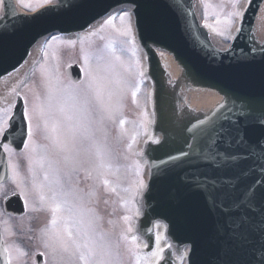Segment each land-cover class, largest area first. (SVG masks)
Segmentation results:
<instances>
[{"label":"water","instance_id":"obj_1","mask_svg":"<svg viewBox=\"0 0 264 264\" xmlns=\"http://www.w3.org/2000/svg\"><path fill=\"white\" fill-rule=\"evenodd\" d=\"M195 1L55 0L27 13L14 0H0V78L18 68L39 39L82 32L111 9L131 5L151 82L156 139L144 150L149 172L137 220L144 253L153 252L161 223L169 246L156 264H177L172 254L183 246L186 264H264V128L255 119L264 111V40L254 32L264 0L248 1L223 49L199 21ZM65 71L81 80L77 65ZM192 91L220 96L198 108L201 97L194 101ZM23 109L18 96L13 127L0 138V183L9 177L3 145L19 151L27 137ZM240 132L244 142H238ZM3 205L14 215L24 212L18 194ZM35 259L41 263L40 255ZM0 264H7L1 235Z\"/></svg>","mask_w":264,"mask_h":264},{"label":"rangeland","instance_id":"obj_2","mask_svg":"<svg viewBox=\"0 0 264 264\" xmlns=\"http://www.w3.org/2000/svg\"><path fill=\"white\" fill-rule=\"evenodd\" d=\"M54 1L15 0L18 10L23 12L35 11ZM248 1L198 0L196 13L217 41L227 43L238 28L241 17L230 14H242ZM124 13L127 15H123ZM109 20V23L102 22L101 26L79 34L48 36L37 61L19 87L11 91L6 98H0V110H8L11 115L17 95L22 97L25 107L31 109L37 95L41 99L45 96L46 83L57 85L59 81L57 86L73 84L65 73V67L69 64H77L80 67V81H83L85 55H89V63L92 65H95L98 56L112 61L116 72L126 81V85L115 89L117 95L112 98L115 105L118 98L122 97L119 100L122 106L116 112L114 121L105 119L102 124L92 125L93 137L105 153L104 163L110 167L98 168L95 149L90 147L89 152H82L73 162L65 164L60 161L54 164L53 167L59 171L56 174L50 173V180L60 181L61 190L67 193L68 206L72 208L76 218L83 219L97 244L111 253L113 264H148L139 253V247L144 248L146 244L134 230L137 229L140 214V209L136 206V201L137 205L140 202L136 187L140 184L142 174L138 157L142 155L146 143L155 139L150 126L146 132V125L153 121L151 82L141 74L146 69L145 56L142 48L134 42L136 35L130 8L123 12L115 10L105 21ZM115 57H119V60H115ZM133 91L136 92L135 102ZM95 119L98 120V117ZM121 119L125 121L122 126L119 123ZM33 123L35 124V121ZM33 139L40 145L49 143L38 130L34 131ZM6 153L9 158L10 178L7 185L2 187V194H20L26 210L19 218L6 216L0 211L8 264H36V253L43 255V264H53L51 251L45 247L42 232V229L50 227L51 212L33 210L39 209L41 205L39 195L33 190L32 175L29 172L31 146L29 149L23 146L20 153L8 148ZM52 159L59 158L53 156ZM10 162L15 168L10 166ZM35 170L39 181L43 182L44 173L38 168ZM145 175L146 171L144 178ZM104 180L108 181L107 186L103 183ZM63 215L67 216L68 212L65 211ZM157 236L159 243L155 258L160 257L164 248L169 246L160 223ZM132 237H135V240ZM185 256L183 252L176 255V259L181 263Z\"/></svg>","mask_w":264,"mask_h":264},{"label":"snow or ice","instance_id":"obj_3","mask_svg":"<svg viewBox=\"0 0 264 264\" xmlns=\"http://www.w3.org/2000/svg\"><path fill=\"white\" fill-rule=\"evenodd\" d=\"M23 6L27 7V5ZM230 15L242 14L233 12ZM109 22L110 20L105 21V23ZM89 60V55H85V79L83 81L63 86H57L59 81L57 85L51 82L46 83V94L43 99L37 95L32 108L23 109L22 120L27 121L28 135L24 148L29 149L31 146L29 172L32 175L33 190L39 195L41 205L39 209L34 208L33 210L51 212L50 227L42 229V232L45 237V247L51 251L53 264H113L111 253L97 244L83 219L76 218L72 208L68 206L67 193L61 190L60 181L50 180V173L56 174L59 171L53 167L54 164L60 161L65 164L73 162L82 152H89L90 147L95 149V157L99 162L98 168L110 167L104 163L105 153L93 137L92 125L93 123L102 124L105 119L114 121L116 112L122 106L119 103L122 97L118 98L115 105L112 103V98L117 95L115 89L126 85V81L116 72L111 60L98 56L95 65L90 64ZM115 60L118 61L119 57H115ZM132 96L135 102V91L132 92ZM95 117H98V120ZM12 119L8 110H0V136H5L13 127ZM255 119L261 128H264V111L256 115ZM119 123L122 126L125 121L121 119ZM35 130L42 132L43 139L49 143L37 144L33 139ZM239 136L238 142H244L243 132H240ZM260 145L264 146V140L260 141ZM4 148L8 150V145L5 144ZM53 156L59 159L53 160ZM10 166L15 168L11 162ZM36 168L44 173L43 182L39 181ZM103 183L108 185L107 180ZM140 187H144L143 181H140ZM255 195L251 193L252 197ZM65 211L68 212L67 216L63 215ZM132 239L135 240V237ZM157 254L153 253V255Z\"/></svg>","mask_w":264,"mask_h":264},{"label":"bare ground","instance_id":"obj_4","mask_svg":"<svg viewBox=\"0 0 264 264\" xmlns=\"http://www.w3.org/2000/svg\"><path fill=\"white\" fill-rule=\"evenodd\" d=\"M196 5H198V0H196ZM3 6L0 4V17L3 14ZM130 8L129 6L126 5H121L120 8ZM106 16L95 20L94 22H92L91 25L88 26L87 30H91L94 27H96L98 25V23H100L101 21L104 20ZM254 32L257 36V38L262 41L264 40V1L261 4V7L258 11L256 20H255V24H254ZM212 41L213 43L217 46V47H226V43H220L219 41H217V39L215 37H212ZM45 39H39L36 44L32 47V49L29 52L28 57L26 58V60L15 70H13L11 73H9L8 75H5L3 77L0 78V98H6L9 93L13 90H15L16 87H19L18 85L21 84V82L23 81V79L26 77V75L28 74V72L31 70L32 66L35 64V62L37 61L39 55H40V51L43 47ZM161 53V52H159ZM162 56H166L165 53H161ZM178 68L175 67L174 72L175 75L177 74ZM192 93L194 94L193 97H196L194 101L197 100L198 97H201L199 102L200 104L195 103V105L198 108H203V107H208V105H212L214 104V102H216L219 99V96L215 93H208L206 92H196V91H192ZM208 103V104H207Z\"/></svg>","mask_w":264,"mask_h":264},{"label":"trees","instance_id":"obj_5","mask_svg":"<svg viewBox=\"0 0 264 264\" xmlns=\"http://www.w3.org/2000/svg\"><path fill=\"white\" fill-rule=\"evenodd\" d=\"M152 258V257H151ZM154 259V258H153Z\"/></svg>","mask_w":264,"mask_h":264}]
</instances>
